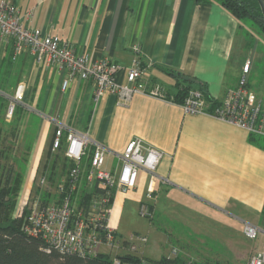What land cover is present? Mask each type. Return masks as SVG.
Listing matches in <instances>:
<instances>
[{
  "label": "crops",
  "instance_id": "1",
  "mask_svg": "<svg viewBox=\"0 0 264 264\" xmlns=\"http://www.w3.org/2000/svg\"><path fill=\"white\" fill-rule=\"evenodd\" d=\"M12 1L19 7L26 27L58 36L69 47L86 52L93 61L112 58L120 65L118 83H127V69L136 58H141L145 68V92L128 100L106 93L96 102L91 79L74 76L64 90L67 71L39 64L29 48L17 49L13 38L0 45V88L3 86L4 92L13 96L22 82L20 110L28 119L37 118L28 154L30 166L24 175L27 187H39L37 182L45 177L42 173L51 161L49 154L56 151L53 141L61 125L64 150L71 130L88 133L105 145L102 168L115 175L122 170L121 153L126 145L140 137L144 145L162 150L163 157L154 173L139 169L134 189L116 192L109 223L119 237L125 236L121 233L125 216H133L143 202L153 212L149 231L163 230L179 252L187 241L200 244L205 240H189L182 233L175 237L169 223L177 214L185 216L184 225L176 223L184 229L192 228V217L199 218L198 212H214L227 218L229 226L231 222H252L264 230V135L210 113H188L183 104L172 100L178 90L173 72L205 83L208 95L221 101L229 88L237 86L247 59L253 65L255 47L250 56L236 64L238 76L232 73L243 29L222 4L216 0ZM251 72L252 67L249 80ZM155 85L163 87L165 97L147 93ZM256 93L264 103V96ZM204 99L207 110H213L205 95ZM89 150L85 158L94 146ZM64 152L63 160L68 159ZM36 175L40 177L35 182ZM150 189L154 194L149 199ZM175 239L178 244L173 243ZM147 243L136 254L151 259L146 255L151 251ZM261 247L244 250L251 255ZM238 248L236 245L234 252L224 248L223 259L231 260Z\"/></svg>",
  "mask_w": 264,
  "mask_h": 264
},
{
  "label": "built area",
  "instance_id": "2",
  "mask_svg": "<svg viewBox=\"0 0 264 264\" xmlns=\"http://www.w3.org/2000/svg\"><path fill=\"white\" fill-rule=\"evenodd\" d=\"M9 38H13L17 49L29 48L39 64L55 65L67 71L68 76L63 82L64 90L69 87L70 80L74 76H79L94 82L96 102L106 93H115L128 100L138 92H145L142 83L145 68L141 58H136L133 65L127 69V83H118L116 73L120 65L112 58L101 57L93 61L86 52L76 51L63 43L58 36L26 27L22 22L19 7L12 0H0V45L6 43ZM134 50L138 52L139 47L135 45ZM251 67L252 61L247 59L237 86L229 88L224 99L213 110H207V103L201 91L192 90L183 104L185 111L210 113L252 133L264 135V103L256 91L248 85ZM147 93L165 97V91L161 85H155ZM23 97L24 85L19 84L14 100L21 101ZM14 107L12 103L10 113H13ZM63 132L64 126L61 125L56 130L53 141V148L56 150L62 144ZM66 139L67 146L64 154L74 165L66 171L59 191H65L67 186L71 192L79 191L84 179L89 182L99 180L105 190L99 203H108L110 198L115 197L117 191L126 193L134 189L137 185L139 169L144 168L154 173L163 157L162 150L144 145L142 138L134 137L121 153L124 164L120 174L115 175L102 168L107 150L103 143L93 140L88 133L77 130H71ZM92 146H94L92 154L85 158ZM45 180H47L46 177H43L40 183H44ZM153 194L154 190L150 189L147 197L153 198ZM24 208L18 213L19 215L23 213ZM112 210V205L102 207L94 205L87 214L80 213L78 218L73 219L74 206L69 197L61 203L44 206L37 201L31 207L26 230L32 235H42L51 248L62 253L95 256L102 252L103 246H107L111 251L125 249L127 252L137 253L148 238L145 235L133 233L125 240H121L109 223ZM140 212L147 216L152 215L146 202L142 203ZM261 232L264 233V230L252 222H246L244 225V233L251 239H256ZM176 252L175 249L174 253ZM121 262L120 253H116L115 263L121 264ZM127 264L139 263L132 260ZM247 264H264V243L260 249L251 253Z\"/></svg>",
  "mask_w": 264,
  "mask_h": 264
},
{
  "label": "trees",
  "instance_id": "3",
  "mask_svg": "<svg viewBox=\"0 0 264 264\" xmlns=\"http://www.w3.org/2000/svg\"><path fill=\"white\" fill-rule=\"evenodd\" d=\"M222 4L232 15L239 21L242 27L247 29L246 46L255 47L256 36L251 30H257L264 35V15L262 13L258 0H216ZM173 74L177 77V93L173 95L172 100L184 104L189 93L192 90L201 91L208 98L211 108L220 103L207 93V86L203 82H197L192 77H186L180 73ZM250 82V80H249ZM13 133L17 131L16 125L12 126ZM17 134V133H14ZM6 136L4 129L0 125V264H116L115 256L111 252H99L95 256H81L77 253L68 254L51 248L42 235H32L27 232L26 225L29 221L31 209L25 207L21 215L18 214V194L23 181L24 175L16 172L14 163L11 158L8 147L5 146ZM64 140H62V144ZM55 153H50V162H47L44 169V175L48 180L49 187L54 188V193L49 187H35L34 197L37 198L41 206L61 203L69 197L73 201L74 211L72 218L76 219L80 213L87 214L94 205L100 207L111 206L114 198H110L108 203H99V199L105 192L99 180L89 182L84 179L79 191H70L67 186L65 191L60 192V184L66 171L74 165L73 162L64 158L61 153L63 145ZM53 154V155H52ZM61 163L62 167H61ZM152 212V210H151ZM264 218V209H263ZM149 217H153L152 215ZM118 236L117 232H115ZM103 235V233H102ZM119 237V236H118ZM175 250V249H174ZM172 255L162 256L159 259H147L136 253H120L121 264H127L129 261H136L139 264H202V261L192 262L186 257L180 255L179 249ZM209 260V259H207ZM214 264H222L216 261Z\"/></svg>",
  "mask_w": 264,
  "mask_h": 264
},
{
  "label": "rangeland",
  "instance_id": "4",
  "mask_svg": "<svg viewBox=\"0 0 264 264\" xmlns=\"http://www.w3.org/2000/svg\"><path fill=\"white\" fill-rule=\"evenodd\" d=\"M243 31L240 33V40L238 46L236 48L235 55L233 57V66H232V73L236 72V64L239 60L250 56L252 54V48H248L246 46V36L245 33L247 29L242 27ZM251 32L256 36L255 40V48L256 52L253 54V65H252V72L250 75V82L248 83L249 87L254 89L256 92H259L261 96H264V35L259 33L257 30H251ZM241 44V46H240ZM251 50V51H250ZM23 84L22 82H20ZM19 83V84H20ZM12 85V83H9ZM14 84V83H13ZM18 84V85H19ZM9 85V86H10ZM18 87V86H17ZM16 87V88H17ZM4 89V87L2 86ZM0 88V125H2L4 129V134L6 136L5 146H9V152L11 158H9L11 163H14L16 172L19 174L25 175V172L29 165V152L32 145V139L34 134V127H36V116H32L31 118L28 116H24L20 110V102L15 101L14 95L11 96L9 91L4 92V90ZM10 89V88H8ZM16 91V90H15ZM15 94V92H14ZM14 103V111L13 113L9 112L11 104ZM24 128L22 129V126ZM16 125L17 131L13 133V127ZM55 152V151H54ZM53 153V152H52ZM54 154V153H53ZM52 154V155H53ZM61 163V167H62ZM32 167V166H31ZM40 167V165H39ZM65 175V174H64ZM38 175L35 176V182L39 179ZM25 178V177H24ZM21 183V187L19 190L18 198H17V206H18V213L22 210V208L27 207L30 208L33 206L36 200H31V197H34V190L32 188L27 187L25 184V180ZM47 179V178H46ZM41 181V179H40ZM37 183L40 184V187L46 188L48 185V180H45L44 183ZM52 192L54 193V188L49 187ZM199 218L192 217V223L190 225L192 228L181 227L180 225H176V223H181L182 225L184 221V214L180 215L177 214V218L170 222V226L173 227L172 232L174 233L175 237H179V234L182 233L186 235V238L189 240H197V238L204 239L205 242H200V244H196L193 241H187L185 238H182V241H187V245H183L182 251H180V255L186 257V259L191 260L192 262L195 261H202V264L205 263H212L214 264L216 261H221L222 264H247L248 258L250 253L246 252L245 248H259L264 243V234L260 233L256 239H251L244 233V225L242 223L231 222L230 226L228 225V219L225 218L222 214L218 213H210V212H198ZM179 217V218H178ZM150 218L147 215H144L140 212V209H137L133 216H128L124 218L121 233L125 236H120L121 240H125L126 237L133 233H140L148 237L147 246L154 247V254L152 255L151 251H147L146 255L151 259H158L164 255L174 254V247L172 246L171 242H168L167 234L163 232L161 229H155L150 232ZM158 220V218H157ZM157 222V221H156ZM159 223L163 224L162 220ZM196 223V224H195ZM233 223V224H232ZM187 225V224H186ZM228 225V226H227ZM152 229V228H151ZM198 234H197V233ZM199 237H198V236ZM176 241L173 240L174 244H178L177 239ZM231 240V241H230ZM180 241V240H179ZM181 241V242H182ZM201 241V240H200ZM185 243V242H184ZM182 245V244H181ZM239 246L238 251H236V255L232 254V259L226 261L223 259V253L226 251L224 248H228L229 251H233L235 246ZM216 248V249H215ZM223 248V249H222ZM189 250L188 252L186 250ZM232 249V250H231ZM203 251V253L201 252ZM218 253H215V251ZM102 251L108 252L115 256L116 253H126L125 249H113L110 250L107 246L102 247ZM223 251V252H222ZM208 252V253H207ZM200 253V254H198ZM220 253V254H219ZM222 253V254H221ZM219 254V255H218ZM230 254V253H229ZM209 259V260H207Z\"/></svg>",
  "mask_w": 264,
  "mask_h": 264
},
{
  "label": "water",
  "instance_id": "5",
  "mask_svg": "<svg viewBox=\"0 0 264 264\" xmlns=\"http://www.w3.org/2000/svg\"><path fill=\"white\" fill-rule=\"evenodd\" d=\"M259 4H260V7H261V10H262V13L264 15V0H258Z\"/></svg>",
  "mask_w": 264,
  "mask_h": 264
}]
</instances>
